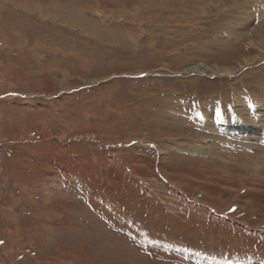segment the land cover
<instances>
[{
	"label": "rangeland",
	"instance_id": "1",
	"mask_svg": "<svg viewBox=\"0 0 264 264\" xmlns=\"http://www.w3.org/2000/svg\"><path fill=\"white\" fill-rule=\"evenodd\" d=\"M263 11L0 0V264H264Z\"/></svg>",
	"mask_w": 264,
	"mask_h": 264
},
{
	"label": "bare ground",
	"instance_id": "2",
	"mask_svg": "<svg viewBox=\"0 0 264 264\" xmlns=\"http://www.w3.org/2000/svg\"><path fill=\"white\" fill-rule=\"evenodd\" d=\"M162 9H163V11L164 10H166L167 11V9L166 8H168V6H163V7H161ZM161 10V9H160ZM178 10H180V9H178ZM230 10V9H229ZM177 11V10H176ZM180 11H183V10H180ZM260 11V10H259ZM258 11V12H259ZM258 12H256L257 13V15L258 14H260V15H264V11L262 12V13H258ZM161 13H162V11H161ZM203 13V12H202ZM189 14H192L191 15V17H193V18H196L197 17V15H199V13L198 12H191V13H189ZM160 16L161 17H163V15L162 14H160ZM258 17V16H257ZM257 17H254L253 16V18H257ZM188 18V17H187ZM186 18V19H187ZM192 18V19H193ZM163 19H166V18H163ZM226 19H228V13H223V12H219V13H217L216 14V16H215V20L217 21V22H220V21H222V20H226ZM249 19V14H244V15H241V16H239L238 18H237V23H239V24H244L247 20ZM138 20V19H137ZM188 22H189V20H188ZM231 23V22H230ZM208 24L210 25V24H212L211 25V27H212V30L213 31H215V23L211 20V23L210 22H208ZM178 27L179 25H172V26H169V27H164L162 30L163 31H169L170 29H172V27ZM229 26L230 27H232V26H234V25H232V24H229ZM116 29V28H115ZM205 30V31H204ZM231 30V29H230ZM104 31V30H103ZM190 33H188V34H191V35H194L195 37H199L200 39H203V37L205 36H209V34H208V29L207 28H205V27H200L198 30H195L194 28H191L190 30ZM260 31H263V29L262 30H260ZM201 33H202V35H203V37L201 36ZM125 36V35H124ZM71 39V38H70ZM205 39V38H204ZM69 40V39H68ZM198 43L200 44V41L198 40ZM74 44V43H73ZM209 44V43H208ZM119 46V45H118ZM257 47H260L259 46V44H257ZM175 48H179V46H176ZM94 52V51H93ZM92 55V54H91ZM94 55H95V53H94ZM68 56V55H67ZM86 56V55H85ZM90 56V55H89ZM78 57V56H77ZM87 57V56H86ZM65 59H66V57H64ZM64 58H62V59H64ZM67 61V60H66ZM246 63L247 64H251V63H253L252 61H248L247 60V62H245V65H246ZM75 64H77V63H75ZM241 67H243V65H239V68H241ZM80 68V67H79ZM213 68H215V70H213ZM187 70H196V72H199V73H207V74H213V73H217L218 75H223V74H225L226 72H222V71H220L219 70V68L216 66V65H214V66H209V65H207V64H203V65H195V66H192V67H189V68H186ZM226 75V74H225ZM249 102H251V100H249ZM258 103H259V105H261V106H264V104L262 103V101L261 100H258ZM250 105H251V103H249Z\"/></svg>",
	"mask_w": 264,
	"mask_h": 264
},
{
	"label": "snow or ice",
	"instance_id": "3",
	"mask_svg": "<svg viewBox=\"0 0 264 264\" xmlns=\"http://www.w3.org/2000/svg\"><path fill=\"white\" fill-rule=\"evenodd\" d=\"M0 243H2V241H0Z\"/></svg>",
	"mask_w": 264,
	"mask_h": 264
}]
</instances>
